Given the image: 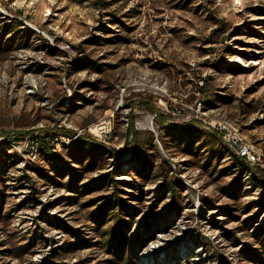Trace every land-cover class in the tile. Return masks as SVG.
Here are the masks:
<instances>
[{
  "label": "rangeland",
  "instance_id": "1",
  "mask_svg": "<svg viewBox=\"0 0 264 264\" xmlns=\"http://www.w3.org/2000/svg\"><path fill=\"white\" fill-rule=\"evenodd\" d=\"M0 24V264H263L264 180L212 132L264 162V0H0Z\"/></svg>",
  "mask_w": 264,
  "mask_h": 264
},
{
  "label": "trees",
  "instance_id": "2",
  "mask_svg": "<svg viewBox=\"0 0 264 264\" xmlns=\"http://www.w3.org/2000/svg\"><path fill=\"white\" fill-rule=\"evenodd\" d=\"M2 30H0V31H2ZM5 31L6 30H4V32ZM206 81H207V79H203V83L205 82V84L202 85V86H199L200 91H203V93H204V91L206 89ZM200 103H203V101L202 102L200 101ZM154 113H155V116H156L155 119L157 120V122L159 124H161V125H169V127H173V128H177L178 127V125L168 122L170 120H173V116L172 115L165 114V113L161 112L158 108H154ZM135 121H136L135 118H131V120L129 119V121H128V133L131 134L132 136H134L135 131H136V129H135L136 128L135 127ZM61 134H62V132L60 130H58L57 132H55L53 138L55 136H59ZM212 135H213V137L216 140H218L221 143H223V145L226 146L227 149H229L232 152L234 160L237 163H240V164L244 165V167L249 170L248 172H250L251 175L253 174L252 175L253 177H256L257 180H259V179L260 180H264V167H261V166L255 165V164H251L250 162L246 161L245 158L237 155L236 152H234L235 150L233 151V148L225 141L222 133H220V132H218L216 130H213ZM166 185H167V187L170 190H172L173 192H176V188H177V181L176 180H173L172 178L171 179L167 178L166 179ZM175 210H177L178 212H180V211L182 212L180 206L176 207ZM129 224H130L129 221L121 220V223L118 225V232L120 233V235L122 237V248H124V246H125L126 233H127L126 231H127L128 227H129ZM254 235L256 236L257 239H259L258 241H259V244L261 245V248L263 249V255H264V227L260 228L257 232L254 233ZM111 245H112L111 249H113L114 244H111ZM251 257H253V260L259 261L260 263L264 264V256L261 257L259 255H252Z\"/></svg>",
  "mask_w": 264,
  "mask_h": 264
},
{
  "label": "bare ground",
  "instance_id": "3",
  "mask_svg": "<svg viewBox=\"0 0 264 264\" xmlns=\"http://www.w3.org/2000/svg\"><path fill=\"white\" fill-rule=\"evenodd\" d=\"M220 125L223 126V130H225V131L229 130V128H231L229 123L220 124ZM229 134H231V133H229ZM234 134H238V131L236 129H234ZM226 141H228L227 143H229L234 148L236 154L245 158L246 161L253 163L252 158H248L247 155L242 154V152L240 151V147L235 146L234 144H241V145H243L244 149L250 150V153H257L258 160L260 159L258 152L254 148V146L251 144V142L249 140H247L246 138L241 137L240 135H233V143L234 144L230 140H226Z\"/></svg>",
  "mask_w": 264,
  "mask_h": 264
},
{
  "label": "built area",
  "instance_id": "4",
  "mask_svg": "<svg viewBox=\"0 0 264 264\" xmlns=\"http://www.w3.org/2000/svg\"><path fill=\"white\" fill-rule=\"evenodd\" d=\"M215 128H216V131L223 134V136L226 140H230L232 143H233V135H240L242 137H245L241 132H240V134H229L227 131L223 130V126L219 125L218 123L216 124ZM234 145L240 147V151L242 152V154L247 155L248 158H252L253 163L255 165L264 167V162H259L258 157H257V153H250V150L244 149L243 145H241V144H234Z\"/></svg>",
  "mask_w": 264,
  "mask_h": 264
}]
</instances>
